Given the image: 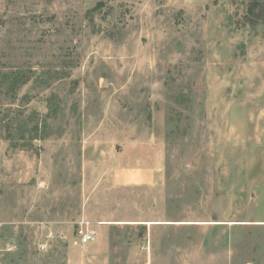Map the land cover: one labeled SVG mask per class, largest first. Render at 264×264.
I'll return each mask as SVG.
<instances>
[{
    "label": "rangeland",
    "instance_id": "rangeland-1",
    "mask_svg": "<svg viewBox=\"0 0 264 264\" xmlns=\"http://www.w3.org/2000/svg\"><path fill=\"white\" fill-rule=\"evenodd\" d=\"M0 264H264V0H0Z\"/></svg>",
    "mask_w": 264,
    "mask_h": 264
},
{
    "label": "crops",
    "instance_id": "crops-1",
    "mask_svg": "<svg viewBox=\"0 0 264 264\" xmlns=\"http://www.w3.org/2000/svg\"><path fill=\"white\" fill-rule=\"evenodd\" d=\"M161 169L157 168L156 166L153 165L152 167H149L147 169L144 170H140V174H133L130 177V181L133 182V184H137V179L140 180V184L139 185H143V186H152L154 184H156L158 181L161 180ZM133 178V179H132ZM126 184V183H125ZM128 225H138V223H136V221H131L130 223H127ZM145 226H150L152 225L151 222H145L143 223Z\"/></svg>",
    "mask_w": 264,
    "mask_h": 264
},
{
    "label": "built area",
    "instance_id": "built-area-1",
    "mask_svg": "<svg viewBox=\"0 0 264 264\" xmlns=\"http://www.w3.org/2000/svg\"><path fill=\"white\" fill-rule=\"evenodd\" d=\"M78 225L79 226L76 230V238L78 243L87 244L89 242H92L96 235L93 227L86 222H82L81 224L79 223Z\"/></svg>",
    "mask_w": 264,
    "mask_h": 264
}]
</instances>
